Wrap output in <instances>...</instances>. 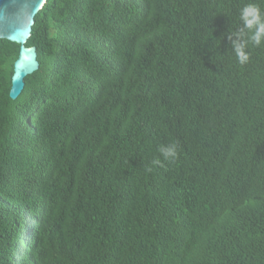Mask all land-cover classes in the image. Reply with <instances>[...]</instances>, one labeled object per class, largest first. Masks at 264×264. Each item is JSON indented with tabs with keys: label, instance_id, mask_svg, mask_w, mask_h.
<instances>
[{
	"label": "trees",
	"instance_id": "obj_1",
	"mask_svg": "<svg viewBox=\"0 0 264 264\" xmlns=\"http://www.w3.org/2000/svg\"><path fill=\"white\" fill-rule=\"evenodd\" d=\"M248 2L45 0L15 99L0 39V264H264V227L188 175L264 178V43L241 65L227 40Z\"/></svg>",
	"mask_w": 264,
	"mask_h": 264
},
{
	"label": "clouds",
	"instance_id": "obj_2",
	"mask_svg": "<svg viewBox=\"0 0 264 264\" xmlns=\"http://www.w3.org/2000/svg\"><path fill=\"white\" fill-rule=\"evenodd\" d=\"M239 20L241 22V27L228 35L227 40L235 53L238 63L244 65L250 59L249 52L246 50L248 45L251 44L253 47H259L264 43V11L261 10L260 6L255 3L254 0H249V2L245 3L240 9ZM26 41L24 43L25 45ZM16 58L17 56L15 59ZM14 60L12 61V71ZM19 78V75L14 77V79L17 80ZM158 151L161 156L152 161V164L156 167H163L166 165L165 162L173 163L178 159V145L176 143L161 145ZM170 167L177 173L176 167ZM146 171L151 172L152 168L149 167ZM258 172L259 170L250 167H240L236 160L222 157L214 172H211L206 164L205 171H198V175L194 176L193 169L191 172H188V175L191 178L197 179L204 193L214 195L221 203L230 201L239 203L241 210L234 215L229 230L233 233L246 234L250 228L248 223L249 220L254 221L259 227H264V178L260 179ZM178 175L180 176V174ZM216 190H218V192ZM245 201L252 202L246 205L244 204ZM186 202L188 209L185 210L184 213L187 215L188 219L191 205L187 200Z\"/></svg>",
	"mask_w": 264,
	"mask_h": 264
},
{
	"label": "water",
	"instance_id": "obj_3",
	"mask_svg": "<svg viewBox=\"0 0 264 264\" xmlns=\"http://www.w3.org/2000/svg\"><path fill=\"white\" fill-rule=\"evenodd\" d=\"M44 0H0V39L19 45L17 58L13 62L9 97L15 99L23 88V78L37 69L34 47L24 43L34 23V16ZM19 75V79H14Z\"/></svg>",
	"mask_w": 264,
	"mask_h": 264
},
{
	"label": "bare ground",
	"instance_id": "obj_4",
	"mask_svg": "<svg viewBox=\"0 0 264 264\" xmlns=\"http://www.w3.org/2000/svg\"><path fill=\"white\" fill-rule=\"evenodd\" d=\"M178 154H179V152H178ZM182 155H183V154H182ZM183 158H184V157H183ZM181 159H182V158H181ZM153 195H154V194H153ZM196 195H197V194H196ZM198 196H199V194H198ZM198 196H196V197L198 198ZM155 197H156V196H155ZM196 197H195V198H196ZM197 198L195 199L196 201H197ZM251 202H252V201H245L244 204L248 205V204L251 203ZM198 203H199V202H198ZM198 203H197V205H198ZM204 204H205V203H204ZM204 204H203V205H204ZM198 206H199V205H198ZM201 207H203V206H201ZM234 213H235V212H234ZM189 219H190V217H189ZM186 221H187V220H186ZM188 221H189V220H188ZM167 248H168V247H167ZM166 252H167V251H166ZM165 260H166V259H165Z\"/></svg>",
	"mask_w": 264,
	"mask_h": 264
}]
</instances>
